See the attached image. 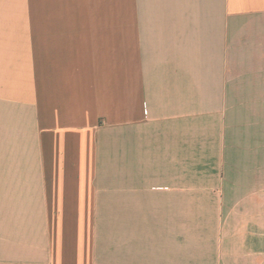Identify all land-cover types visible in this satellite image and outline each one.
Wrapping results in <instances>:
<instances>
[{"label": "crops", "instance_id": "crops-1", "mask_svg": "<svg viewBox=\"0 0 264 264\" xmlns=\"http://www.w3.org/2000/svg\"><path fill=\"white\" fill-rule=\"evenodd\" d=\"M0 264H264V0H0Z\"/></svg>", "mask_w": 264, "mask_h": 264}]
</instances>
